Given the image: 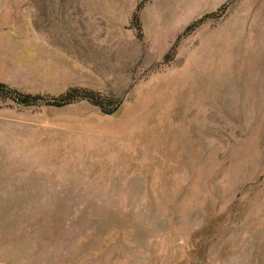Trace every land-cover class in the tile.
Masks as SVG:
<instances>
[{"label": "rangeland", "instance_id": "obj_1", "mask_svg": "<svg viewBox=\"0 0 264 264\" xmlns=\"http://www.w3.org/2000/svg\"><path fill=\"white\" fill-rule=\"evenodd\" d=\"M0 85V264H264V0H0Z\"/></svg>", "mask_w": 264, "mask_h": 264}, {"label": "trees", "instance_id": "obj_2", "mask_svg": "<svg viewBox=\"0 0 264 264\" xmlns=\"http://www.w3.org/2000/svg\"><path fill=\"white\" fill-rule=\"evenodd\" d=\"M190 28H192V27L190 26ZM2 88L3 87L0 85V93L2 92ZM7 94H8V96H12V94H13L12 98L15 100V102H17L18 104L23 105V106L32 105L34 103H37L40 100L39 97H30V96L15 94V93L10 94L8 91H7ZM71 100L68 99V100H66L64 102L65 103L66 102H70ZM87 100L90 101V102H93L89 98ZM54 104H55V106H61L59 102H54Z\"/></svg>", "mask_w": 264, "mask_h": 264}]
</instances>
